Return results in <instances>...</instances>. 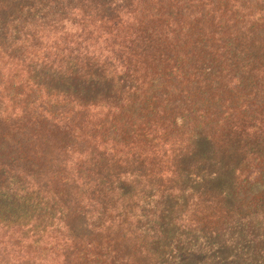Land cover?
I'll return each instance as SVG.
<instances>
[{
    "label": "trees",
    "instance_id": "trees-1",
    "mask_svg": "<svg viewBox=\"0 0 264 264\" xmlns=\"http://www.w3.org/2000/svg\"><path fill=\"white\" fill-rule=\"evenodd\" d=\"M0 264H264V0H0Z\"/></svg>",
    "mask_w": 264,
    "mask_h": 264
}]
</instances>
